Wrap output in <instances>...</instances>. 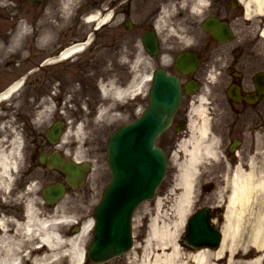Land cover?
<instances>
[{"label": "flooded vegetation", "instance_id": "obj_1", "mask_svg": "<svg viewBox=\"0 0 264 264\" xmlns=\"http://www.w3.org/2000/svg\"><path fill=\"white\" fill-rule=\"evenodd\" d=\"M72 1L0 0V40L11 39L20 19L27 20L35 39L36 22L48 10ZM77 2L79 11L67 15L73 18L67 19V27L61 30L64 35L49 52L56 55L68 45L88 41L89 50H96L90 62L125 73L119 84L131 79L130 67L136 57L138 75L161 70L179 80L182 93L179 108L157 144L170 158L178 152V163L182 160L179 146L188 138L191 122L197 126L204 123L205 143L210 144L212 154L203 158V168L196 174L189 219L205 209L209 212L208 222L221 229L235 169L239 167L247 173L253 167L255 174L264 175V0ZM89 13L96 21L88 35H82L79 26ZM105 19L107 23L103 22ZM195 86L198 91L191 92ZM2 88L0 75V91ZM60 92L64 93L62 87ZM149 102L145 88L131 106H126V116L135 112L142 115ZM10 105L11 102L4 106L8 114L12 110ZM199 107L204 110L202 115L195 113ZM2 124L0 117V141ZM56 175L57 181H63L62 174ZM74 191L77 189L68 190ZM79 206L85 207L84 212L72 214L74 220L66 227L67 236L79 234L93 214L91 205ZM1 208L2 204L0 217ZM90 241L89 234L80 246L81 264H92L86 257ZM129 263L127 252L101 264ZM61 264L69 263L63 259Z\"/></svg>", "mask_w": 264, "mask_h": 264}, {"label": "rangeland", "instance_id": "obj_2", "mask_svg": "<svg viewBox=\"0 0 264 264\" xmlns=\"http://www.w3.org/2000/svg\"><path fill=\"white\" fill-rule=\"evenodd\" d=\"M76 3L75 1L70 6L72 12L75 10L74 5ZM66 12L67 10L59 5L56 8L48 10L43 19L36 22V34L38 36L41 30L45 31V36H51L52 33V37L49 38L50 41H45L48 45L54 43V37L56 38L54 44L61 40L59 33L61 29L67 27ZM22 23L23 26L21 28L23 29L20 30L21 32L16 40L6 42L2 39L0 42V48L3 49L0 51V71L10 70L15 75H22L28 70H34L32 74L27 75L26 82L20 88L17 96L10 100L12 101V110H10V113L13 114L10 116L12 119L7 117L5 112H0L1 117L6 118L4 121L6 123L2 130V149L8 154L10 162L17 160V166L12 169L13 179L10 190L8 192L2 190V193H0L12 205L9 209L2 208V213L7 217L8 214L14 211V214L21 221L26 204L31 203L36 212L42 214L44 217L53 214L51 210L45 207L40 196V190L50 184L55 175L38 166L36 155L39 152L48 151L43 133L55 120H65L67 122V133L64 136L63 144L58 149L70 151L69 154L65 155L69 159L71 154H76L80 160H87V162L92 163L91 173L82 190L75 194L67 195L58 203L59 207L56 212L57 214L68 212L69 216H72L76 211L83 213L85 208L79 206L80 203H86L93 207V205L98 203L101 193L110 179V173L106 164V141L114 129L127 119L119 116L118 109L106 110L104 111L106 114L101 117H99V111L100 109L107 108L114 102L119 105L126 104L129 100L124 98V100L116 101L111 95L104 96L102 100V96L94 87L95 83H107V81L111 80L112 75L117 78L119 75L117 72L119 71L117 69V72L113 73L110 68H99V66V72L95 75L94 72L97 67L92 66L91 64L93 63L90 61L96 50H84L79 55L72 57L74 59L73 62L41 66V60L45 56V52L44 50L41 51L35 48L33 37L28 38L27 35L28 33L30 35L27 22ZM91 28L90 24L83 22L81 24L82 35L87 33ZM42 43L45 44L41 42L39 45H42ZM104 68L108 72L103 73L102 78H100L99 73ZM121 69L125 70L124 67H121ZM77 78L78 81L76 80ZM6 79V76L3 75L2 83ZM59 80L63 82L62 85L65 87L66 94L61 96L62 98H58L54 94L58 93ZM96 101L101 105L99 108L93 106ZM82 122L86 127V131L77 133V125ZM94 124L95 129L93 131ZM14 134L18 135L20 141V156L18 157L9 153L11 149L9 138L10 135ZM173 164L174 160L171 158L168 163L167 174L157 191V199L162 200L159 211L156 210L154 202L150 201L140 205L134 214V241L133 248L130 251V264H136V256L138 258L141 254L150 220L156 214H159V216L165 214V218L163 219L166 221L174 219L171 207L174 195L170 192L175 185V168ZM64 209L66 210L65 212L63 211ZM183 231L184 229H181L179 233V244ZM181 247L183 248L182 245ZM186 252L185 250H181L182 258ZM252 253L253 249H249L246 252V257H252ZM211 262L214 263V260H211Z\"/></svg>", "mask_w": 264, "mask_h": 264}, {"label": "bare ground", "instance_id": "obj_3", "mask_svg": "<svg viewBox=\"0 0 264 264\" xmlns=\"http://www.w3.org/2000/svg\"><path fill=\"white\" fill-rule=\"evenodd\" d=\"M94 15L87 16L91 21ZM49 37V36H47ZM83 44L73 45L64 50L59 58L48 63L67 60L84 49ZM136 72V71H135ZM78 81V78L76 79ZM75 80V81H76ZM149 83V75L130 81L128 86H116L114 80L98 83V90L104 96L114 99L137 96ZM23 82L18 80L0 94V102L9 100L20 89ZM125 85V84H124ZM195 111L202 115V107ZM105 109V110H104ZM112 106L100 109L99 117L111 111ZM92 124V123H91ZM93 128V126H92ZM95 129V124L93 131ZM86 131L85 125H77V133ZM206 127L193 121L188 138L180 143L182 161L178 162L177 175L171 194L174 195L172 211L174 219L166 221L165 214H156L148 224L147 236L136 264H264V175L255 174L253 167L246 171L236 168L232 178V191L225 211L223 239L218 249L187 251L181 257L179 233L184 226L196 187V174L203 158L211 155L210 144L205 143ZM10 154L20 156V141L17 134L10 135ZM65 154H69L66 152ZM178 152L175 154L177 156ZM75 160L80 158L76 154ZM17 160L10 162L8 154L0 145V191L9 190L12 183V169ZM162 200L154 203L156 210ZM161 215V214H160ZM22 220L0 217V264H81L84 238L89 235L91 221L87 220L79 234L67 236L66 227L74 220L72 216L51 214L44 217L37 213L31 203L25 206ZM66 236V237H64ZM41 246H39V245ZM36 246H39L36 247ZM253 249L252 257L246 252ZM186 251V250H185ZM214 260V263L211 262ZM130 264V263H129Z\"/></svg>", "mask_w": 264, "mask_h": 264}, {"label": "water", "instance_id": "obj_4", "mask_svg": "<svg viewBox=\"0 0 264 264\" xmlns=\"http://www.w3.org/2000/svg\"><path fill=\"white\" fill-rule=\"evenodd\" d=\"M151 107L145 116L114 132L107 142V163L111 173L102 199L95 210L94 240L88 257L92 262H102L123 252L131 243V216L144 200L154 197L155 189L166 169V158L154 144L165 130L176 110L180 89L175 78L157 75L150 91ZM62 122H55L46 136L54 144L62 132ZM39 163L49 169H58L66 174L70 187L82 181L88 165L79 166L65 162L54 152L38 157ZM65 191L61 183L50 185L41 191L48 204L59 200ZM207 228L203 224L187 226L185 242L192 248L218 246L217 240L206 241Z\"/></svg>", "mask_w": 264, "mask_h": 264}]
</instances>
